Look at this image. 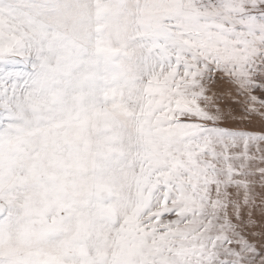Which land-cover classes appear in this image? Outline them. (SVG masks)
<instances>
[{
	"label": "snow or ice",
	"instance_id": "obj_1",
	"mask_svg": "<svg viewBox=\"0 0 264 264\" xmlns=\"http://www.w3.org/2000/svg\"><path fill=\"white\" fill-rule=\"evenodd\" d=\"M0 264H264V0H0Z\"/></svg>",
	"mask_w": 264,
	"mask_h": 264
}]
</instances>
